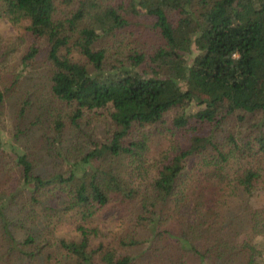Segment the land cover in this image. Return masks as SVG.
I'll return each instance as SVG.
<instances>
[{
	"label": "trees",
	"instance_id": "trees-1",
	"mask_svg": "<svg viewBox=\"0 0 264 264\" xmlns=\"http://www.w3.org/2000/svg\"><path fill=\"white\" fill-rule=\"evenodd\" d=\"M0 21L25 44L0 75V129L24 148L0 158V264H264V0H0ZM36 60L46 126L9 94ZM100 111L96 145L81 120ZM101 212L114 230L80 222Z\"/></svg>",
	"mask_w": 264,
	"mask_h": 264
},
{
	"label": "rangeland",
	"instance_id": "rangeland-1",
	"mask_svg": "<svg viewBox=\"0 0 264 264\" xmlns=\"http://www.w3.org/2000/svg\"><path fill=\"white\" fill-rule=\"evenodd\" d=\"M129 19L134 20L135 25L140 30V33L143 35L147 31V28L150 26V23H151V18L146 17L144 14H138L137 16H132ZM21 32H22V29L20 25H18L17 27H11L10 25H4V21H0V46H2L0 47V51H3V50L9 51L7 61L5 63L4 61H0V75L6 79H11L12 76L10 74L14 70L19 69V67H17V61H18L21 51L24 49L25 44H21L18 46L15 44L17 43V38H19V35L21 34ZM143 40H141V43H143ZM197 46H198L197 43L193 42V44L191 45V54H194L197 52V49H196ZM17 48L18 50H16ZM10 60L11 62L9 66L5 68L4 66ZM21 76H22L21 80L18 81L14 85V87L9 92V94H17L20 97L22 96V94H31V96H33L34 98L36 97L37 98L36 102L39 105V112L41 113L40 120L38 121L39 122L38 125L46 126L47 125V119H46L47 114H51L52 112H54V110L59 107V104H57L55 100L51 99L49 95L46 93V89H45L46 80L44 77L41 78L42 68H41L40 63H37V60H36L32 64V66L25 67ZM2 81L4 82L3 79ZM32 94H35V95H32ZM195 107L196 105L194 104L191 105L189 111L195 110L196 109ZM15 108H16V104L13 106L14 110ZM7 110L9 112L12 110L11 104H7ZM4 112H5V109H4ZM235 112H236L235 114H232L227 117L226 123H225L226 127L228 128L234 127L232 126L233 121L236 120L237 115H241V113L237 111ZM86 114L90 115L89 116L90 118L82 119L81 124L84 123V128L91 131L93 135L91 137V143H94L96 145H99V143L100 144L106 143V138H105L106 133H105V128H104V125L106 123L104 120L107 117L106 113L103 111H100L99 113H94V114L86 113ZM171 114L172 113L169 112L165 117L166 119L165 121L167 123L170 120ZM243 116L246 122L247 121L250 122L251 120L255 121L257 119V115H253V116L243 115ZM10 120L11 118H9L7 115H4V121H3L4 128L0 129V158L3 156L4 153L13 154L15 151H23L24 149V148L23 149L19 148L15 143H13V139L10 136L13 131L12 130L13 125L10 123ZM166 122H165V126H166ZM24 125L25 124L21 125V128ZM237 129L238 128L236 127L235 130ZM36 133H37L36 130L32 131L30 133V137H32ZM157 138L154 140V144L152 146L153 150H151V152L158 153L159 151H163L166 148L167 141L166 140L158 141ZM38 139H40V137ZM24 140L25 138L20 139L18 141V144H21V146L23 145V147H25L27 151L31 150V152H35L36 150V152H39L37 149H35L36 147L39 146L38 144L37 146L30 145V139L27 140L26 142L27 144H26ZM24 143L26 144V146L24 145ZM38 160L40 161L39 163H43L46 161L43 157H41ZM253 186L257 187L258 189L257 196H259L255 198L253 203L255 205H258L259 199L262 200V198L260 197L261 196L264 197V180H262L261 182H258V181L254 182ZM61 196L62 194L59 192L54 193L51 196V198H49V205L58 206ZM113 216L114 215H109V214H105V212H101L100 214L96 216H91L88 219L80 220V222L83 224L89 225V226H97L99 227L100 230L103 231V233H108L110 229L114 230L115 225L117 223ZM16 230H17L16 236L18 235L20 237H23L22 231L18 228H16ZM62 230L64 231L63 228L59 227L57 230L53 231V234L55 236L58 234H63ZM262 243L264 244V241ZM133 250L135 252L136 249H133Z\"/></svg>",
	"mask_w": 264,
	"mask_h": 264
}]
</instances>
